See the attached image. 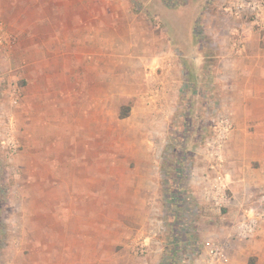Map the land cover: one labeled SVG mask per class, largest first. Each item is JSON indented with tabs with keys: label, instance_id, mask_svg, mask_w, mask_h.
<instances>
[{
	"label": "rangeland",
	"instance_id": "obj_1",
	"mask_svg": "<svg viewBox=\"0 0 264 264\" xmlns=\"http://www.w3.org/2000/svg\"><path fill=\"white\" fill-rule=\"evenodd\" d=\"M109 1L123 8L117 39L103 24L99 41H63L58 26L53 55L40 56L37 67L29 40L0 42V264H142L149 257L134 240L139 222L150 215L163 226L180 151L185 163L193 156L182 170L200 183L191 191L202 192L208 209L198 225L210 245L227 247L228 264H264V222L244 240L233 227L264 195V121L244 119L240 90L224 87L227 74L214 69L217 49L230 45L223 40L256 32L208 0ZM191 31L218 40L179 39ZM197 46L212 57H191ZM225 119L233 130L220 141ZM7 127L17 149L4 142ZM218 142L228 180V165L251 164L261 184L245 201L230 189L222 208L205 198Z\"/></svg>",
	"mask_w": 264,
	"mask_h": 264
},
{
	"label": "crops",
	"instance_id": "obj_2",
	"mask_svg": "<svg viewBox=\"0 0 264 264\" xmlns=\"http://www.w3.org/2000/svg\"><path fill=\"white\" fill-rule=\"evenodd\" d=\"M215 1L208 0L207 3L219 7L230 0H223L216 4ZM119 5L118 2L109 0H0V22L9 26L17 36L15 39H25L31 42L28 53L36 59L31 65L37 67L40 56L53 55L54 45L52 46L51 43L54 39L53 35L59 29L58 26H61L63 34L59 39L63 41L70 39L83 41L86 40V35L94 42L99 41L103 32L101 26L103 24L105 25L104 33L108 34L109 40L117 39L118 10L123 9ZM125 9L128 12V8ZM205 35H193L191 31L189 38L179 37V39L191 42L213 38L218 40L217 35ZM225 41L227 44L230 42L231 47L228 44L229 47L217 49L216 57L220 61L214 69L217 68V71L225 76L227 74L224 87L240 90L244 119L255 123L257 120L264 121V36L258 32H243L241 35L236 33L229 40L222 41V44L228 46ZM55 48H57L56 45ZM64 48L66 47L62 46L60 49L64 51ZM191 51V57L199 58V60L213 55L207 56V53L199 49V46ZM206 63L203 61L202 65ZM180 152L181 161L178 164L180 175L173 182L176 191L167 203L172 210L169 211L165 206L163 226H156L150 215L144 216V220L139 222L142 224L141 231L134 240H141L142 246L147 248V257H149L141 260L142 264H203L204 257L211 246L210 238L202 233V229L203 232L207 229L198 225L200 220L208 219V209L202 206L204 204L199 200L202 192L191 191V187H197L200 183L196 182V185L192 178H186L183 175L184 159L182 151ZM192 159L193 156L188 159L190 164ZM188 162L184 161L186 168L189 165ZM194 171L202 173L204 169L197 166ZM256 171L251 164L244 168L238 164L228 165L230 189L235 199L245 201L250 195L255 196L261 188L260 182L252 178L257 173ZM185 173L188 174V172ZM197 196L198 202L192 207V202ZM165 200H167L166 197ZM241 211L242 209L232 211L231 217H238L242 214ZM244 216H247V213H244ZM236 224L238 221L234 223V228ZM134 261L141 262L140 260Z\"/></svg>",
	"mask_w": 264,
	"mask_h": 264
},
{
	"label": "built area",
	"instance_id": "obj_3",
	"mask_svg": "<svg viewBox=\"0 0 264 264\" xmlns=\"http://www.w3.org/2000/svg\"><path fill=\"white\" fill-rule=\"evenodd\" d=\"M221 14L231 16L237 20H243L245 25L252 31L263 34L264 36V0H230L222 3L218 7ZM16 39L9 33L8 26L0 22V42L11 46ZM16 105L18 102L14 100ZM221 128L218 132V139H226L230 132L233 130V123L229 119L222 120ZM11 128L5 129L4 142L10 148L17 149L18 142L12 135ZM211 149V170L212 176L207 177L208 181L205 189V198L216 208L226 207L232 202L229 195L230 183L229 180L221 172L222 165L220 164L221 148L220 142L216 143ZM215 160V161H214ZM210 175V174H208ZM264 222V195L260 198L259 207L257 211L248 213L242 220H240L235 227L234 235L237 239L244 240L255 236ZM142 255L147 254V248L140 247ZM229 256L227 247L222 244L212 245L205 256L203 264H228Z\"/></svg>",
	"mask_w": 264,
	"mask_h": 264
}]
</instances>
